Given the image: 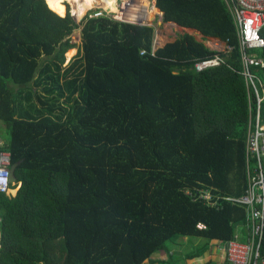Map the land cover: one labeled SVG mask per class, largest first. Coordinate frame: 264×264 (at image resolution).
Wrapping results in <instances>:
<instances>
[{
	"label": "trees",
	"instance_id": "obj_1",
	"mask_svg": "<svg viewBox=\"0 0 264 264\" xmlns=\"http://www.w3.org/2000/svg\"><path fill=\"white\" fill-rule=\"evenodd\" d=\"M157 7L165 22L232 47L225 64L197 72L218 52L190 35L154 57V27L91 15L78 24L45 0H0V122L10 132L0 151L21 161L16 194L0 192V264H144L176 239L226 244L246 225L244 207L198 200L249 186L257 104L233 16L224 0ZM253 52L264 60V48ZM254 73L264 87V68Z\"/></svg>",
	"mask_w": 264,
	"mask_h": 264
},
{
	"label": "built area",
	"instance_id": "obj_2",
	"mask_svg": "<svg viewBox=\"0 0 264 264\" xmlns=\"http://www.w3.org/2000/svg\"><path fill=\"white\" fill-rule=\"evenodd\" d=\"M141 1L134 0L131 3L130 0H117V12L109 13L106 9H100L101 11L94 13L92 18L108 17L123 24L153 27V23H148L144 19L139 21H132L130 19V16L135 18V20H137V17H144L142 16L144 13L140 10ZM151 2L154 6H157L156 0H151ZM225 3L233 16L238 30L237 35L242 64V71L240 73L244 76L247 84L253 88L257 104L255 129L250 130L246 142V164L248 166L249 186L242 197H215L210 191L202 190L198 196V200L205 202L208 207L216 209L222 208L220 205L221 201L244 207L248 214L245 225L248 230V241L244 242L235 235L232 241L226 243L227 262L228 264H264V257H262L264 242V126L260 122V107L264 101V95L260 92V88L264 89V87L259 77L254 73L255 68H264V60L253 52V50L264 48V38L261 35L264 28V0H225ZM146 17H148V13ZM161 17L164 19L165 15H161ZM159 34L160 32L157 31L158 36H160ZM157 35H155L154 42V57L157 54L156 43L157 38H159ZM211 50L218 52V54L213 58L198 61L195 64L197 72L222 66L225 64V59L220 53L230 54L233 52V48L228 45L223 50H220L217 46ZM145 55L146 52L142 53V56ZM12 160L13 158L10 153L0 151V192L6 193L9 196H14L13 190H18L21 186L19 183L16 188H12V185H14V183L10 182ZM189 194L191 193L189 192ZM198 230L204 231L206 227L199 225Z\"/></svg>",
	"mask_w": 264,
	"mask_h": 264
},
{
	"label": "crops",
	"instance_id": "obj_3",
	"mask_svg": "<svg viewBox=\"0 0 264 264\" xmlns=\"http://www.w3.org/2000/svg\"><path fill=\"white\" fill-rule=\"evenodd\" d=\"M179 28L193 31L194 35L196 34L193 29ZM159 32V35H161L160 30ZM198 35H200V32ZM203 39L206 38H202V40ZM212 40L215 41L212 42V44L209 40L206 41V43H208V45H206L208 48L213 49L217 46L220 50H223L227 47L226 42L215 39ZM70 61L71 60H69L68 63H70ZM0 146H3L2 143ZM237 236L244 242L248 241V230L245 225L238 227ZM144 264H228V262L226 258V247L222 242L207 241L202 238H179L169 244L167 252L155 254L151 260Z\"/></svg>",
	"mask_w": 264,
	"mask_h": 264
},
{
	"label": "bare ground",
	"instance_id": "obj_4",
	"mask_svg": "<svg viewBox=\"0 0 264 264\" xmlns=\"http://www.w3.org/2000/svg\"><path fill=\"white\" fill-rule=\"evenodd\" d=\"M45 1L50 8H52L55 11H59V12L63 10L61 7V4L63 2H68L72 6L71 8L73 10V15H75V17L79 21L83 19V17L89 11L94 10V9H106L107 12L109 13L118 11L117 0H45ZM133 1L134 0H130L131 3ZM151 3H152L151 0H142L140 4V10L142 11V13H144V15H142L144 17H137V20H135V18L130 16V19L132 21H139L141 19H144L146 22L154 23L156 20V16H159V15L161 16L163 15V13L160 14L158 11V7L154 6L153 4L151 5ZM147 13H148V17H146ZM76 55H78L77 50L70 51L67 54V58H69V60H73L76 57Z\"/></svg>",
	"mask_w": 264,
	"mask_h": 264
},
{
	"label": "rangeland",
	"instance_id": "obj_5",
	"mask_svg": "<svg viewBox=\"0 0 264 264\" xmlns=\"http://www.w3.org/2000/svg\"><path fill=\"white\" fill-rule=\"evenodd\" d=\"M67 3L68 2H66V3L63 2L62 7H64L65 11H67V13H69L72 16L73 15V10L71 8L72 6L71 5H68L69 3L68 4ZM151 5H152V3H151ZM66 7H67V10H66ZM97 11H101V10L100 9H94V10L89 11L83 17V19L80 20V22L78 24H80L82 21H84L90 15L93 16L94 13H96ZM65 14H66V12H65ZM152 26L156 29V35H157V31L158 32H159V30L161 31V35L160 36L157 35L159 38H157L156 49H162L166 45H169V44L175 42V40H176V37L175 36L176 35H178L179 37H182L184 35H191V36H193L195 38H198L199 40L201 39V36L200 35H196V34L194 35V32L193 31H187L185 29H181V28H179L177 26H174L172 23L165 22L164 19L161 16H158L157 17L156 21L152 24ZM80 31H82V27H80V29L76 30L75 32H80ZM81 34H82V32H81ZM208 40L210 42H215L212 39H203L205 45H208V43H206V41H208ZM72 42H73V44L77 45V48L78 49H76V50L78 52L79 49H80V47L82 46L81 39L79 38V36H73L72 37ZM66 58H67V55H66ZM68 61H69V58H68ZM9 141H10V132L7 129V127L5 126V124L2 123V122H0V142L2 143V145L5 146V144H7ZM16 191H17V189H14L12 193L15 195Z\"/></svg>",
	"mask_w": 264,
	"mask_h": 264
},
{
	"label": "water",
	"instance_id": "obj_6",
	"mask_svg": "<svg viewBox=\"0 0 264 264\" xmlns=\"http://www.w3.org/2000/svg\"><path fill=\"white\" fill-rule=\"evenodd\" d=\"M156 3H157V0H156ZM165 15V14H164ZM72 17L74 18V20L78 23V22H80L79 20H77V18L75 17V15H72ZM174 26H178L177 24H175V23H172ZM179 27V26H178ZM81 32L82 31H80V32H74V34H73V36H79V38L81 39V41L83 42L84 41V37L82 36V34H81ZM195 32H196V35H198L199 34V31H196L195 30ZM80 34V35H79ZM72 36V37H73ZM191 36V35H190ZM200 36H201V39L199 40L198 38H196L197 39V41L198 42H203V40H202V38H205L202 34H201V32H200ZM176 37V40H175V42L178 40V35H176L175 36ZM193 37V36H192ZM211 39H213V38H211ZM175 42H173V43H171V44H174ZM170 45V44H169ZM168 45H166L164 48H162V49H165L166 47H167ZM162 49H157V52H159L160 50H162ZM21 164V161L20 162H17L16 164H14V165H12L11 166V171H10V182H12V183H14V184H16V182H17V177H16V169H17V167L19 166Z\"/></svg>",
	"mask_w": 264,
	"mask_h": 264
}]
</instances>
